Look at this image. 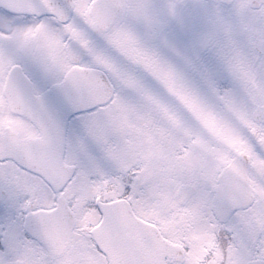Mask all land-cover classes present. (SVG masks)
<instances>
[{"label":"snow or ice","instance_id":"1","mask_svg":"<svg viewBox=\"0 0 264 264\" xmlns=\"http://www.w3.org/2000/svg\"><path fill=\"white\" fill-rule=\"evenodd\" d=\"M0 264H264V0H0Z\"/></svg>","mask_w":264,"mask_h":264}]
</instances>
